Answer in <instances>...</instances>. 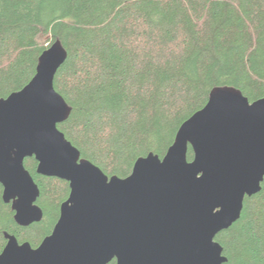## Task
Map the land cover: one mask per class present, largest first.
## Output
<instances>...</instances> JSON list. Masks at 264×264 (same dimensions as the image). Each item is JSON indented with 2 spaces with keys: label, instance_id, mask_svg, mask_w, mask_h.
Here are the masks:
<instances>
[{
  "label": "trees",
  "instance_id": "trees-1",
  "mask_svg": "<svg viewBox=\"0 0 264 264\" xmlns=\"http://www.w3.org/2000/svg\"><path fill=\"white\" fill-rule=\"evenodd\" d=\"M57 41L68 57L54 86L71 107L58 127L108 176L128 177L150 153L163 158L215 88L264 98V0H0V100L32 80ZM37 166L25 160L40 222L18 225L0 183V253L6 233L38 247L69 197L68 181ZM216 240L226 264H264V182Z\"/></svg>",
  "mask_w": 264,
  "mask_h": 264
},
{
  "label": "water",
  "instance_id": "water-1",
  "mask_svg": "<svg viewBox=\"0 0 264 264\" xmlns=\"http://www.w3.org/2000/svg\"><path fill=\"white\" fill-rule=\"evenodd\" d=\"M67 57L55 42L32 80L0 100V183L16 223L44 216L27 158L36 159L38 174L70 184L52 233L36 248L6 233L0 264H226L216 237L264 182V98L250 102L233 87H217L163 158L150 153L128 177L108 176L58 127L71 114L54 86Z\"/></svg>",
  "mask_w": 264,
  "mask_h": 264
}]
</instances>
